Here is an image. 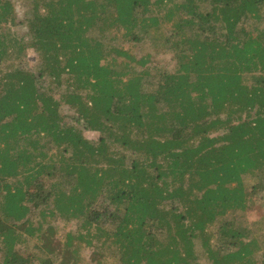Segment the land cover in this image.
<instances>
[{
    "label": "trees",
    "instance_id": "1",
    "mask_svg": "<svg viewBox=\"0 0 264 264\" xmlns=\"http://www.w3.org/2000/svg\"><path fill=\"white\" fill-rule=\"evenodd\" d=\"M179 1L0 0V264H264V0Z\"/></svg>",
    "mask_w": 264,
    "mask_h": 264
},
{
    "label": "rangeland",
    "instance_id": "2",
    "mask_svg": "<svg viewBox=\"0 0 264 264\" xmlns=\"http://www.w3.org/2000/svg\"><path fill=\"white\" fill-rule=\"evenodd\" d=\"M181 1V0H180ZM179 1V2H180ZM17 12L19 13L20 18L23 16V12L26 10V3L19 1L17 6H16ZM165 31L168 30V26L164 28ZM19 32H23V29L21 28V31ZM115 45H117V42H114ZM151 46L146 42L144 43V45H139V46H134V55L137 58H140L141 56H143L144 54L150 53L151 54V59H150V63L148 65L149 68H152L154 71L159 70L160 68L162 69H166L168 70H173L175 68V62L172 59V55L165 53V51H154V53L151 51ZM129 49L128 45L124 44V50ZM28 54V64H31V62L33 61V59L31 60V56L29 53ZM120 61V60H118ZM35 63V60L33 62V64ZM153 73V71H152ZM68 110H65V113L69 114L68 116H70L72 113L67 112ZM78 128L83 132V135L87 138V139H91V140H97L98 139V135L95 133H92L88 130H86L84 128V125L82 123L79 124ZM259 198H256L253 206L248 210L247 214L244 217V222L247 225L248 228H255V229H251L253 232L256 231H261L262 233L260 234V239L262 240V242H264V230H262L264 228V192L260 193ZM258 199V200H257ZM40 216L38 214V212H34L31 214L30 216V221L32 223H36L38 220L40 221ZM242 220V221H243ZM50 222H52V224L54 225V231H55V235L54 238L52 236V245L54 242V246L58 247V244L63 242L65 239V236L70 233V234H74L77 232L78 227H79V222L73 221L71 223H64L63 221L59 220L58 218H55L53 220V218H51ZM259 226L260 229H258L255 226ZM44 227H46V225H44ZM258 229V230H257ZM53 235V233H52ZM36 239L33 240H28L25 244H21L19 246H17L15 248V251L18 253V255L21 258L24 259H29L31 260V256H33V254H35L37 252V248H36ZM54 247L56 253L55 255L58 256V251L56 250V248ZM82 252V256L84 258H86V260H90L93 258L91 252L92 249H90L89 247L85 248L83 247ZM260 256V255H259ZM260 258V257H259ZM35 261H32L31 264H34ZM105 264H118L116 263V260L114 259H107L104 260Z\"/></svg>",
    "mask_w": 264,
    "mask_h": 264
}]
</instances>
